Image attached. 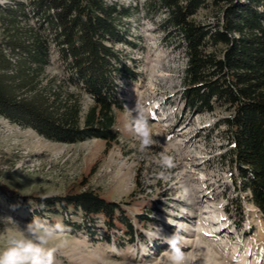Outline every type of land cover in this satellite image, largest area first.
Wrapping results in <instances>:
<instances>
[{
  "label": "rangeland",
  "instance_id": "374dc122",
  "mask_svg": "<svg viewBox=\"0 0 264 264\" xmlns=\"http://www.w3.org/2000/svg\"><path fill=\"white\" fill-rule=\"evenodd\" d=\"M106 1L125 11L117 23L123 39L113 48L133 72V76L115 77L124 103V110L115 114L117 141L107 145L89 138L60 143L0 114V217H11L23 227L33 219L19 203L30 204L28 196L92 189L122 203L142 238L131 241L123 229L107 230L102 216L96 217L91 235L84 227L89 222L79 211L61 216L45 210L42 217L52 224H64L68 218L79 225L66 226L50 245L56 249L55 264H169V246L163 237L173 234L179 246H188L183 252L187 264H264V217L250 193L235 187L237 170L227 158L231 146L222 120L232 109L223 106L196 114L184 106L179 94L186 61L184 42L164 21L166 11L159 0ZM20 2L28 0H0V44L9 23L5 19L3 24V10L15 9ZM219 16L220 7L207 0L192 18L213 24ZM17 20L20 30L37 26L31 14ZM67 77L66 65L53 52L40 75L41 85L53 78L62 98L68 92L80 94L84 113L93 99L69 84ZM136 104L145 109L155 141L144 151L129 128L127 109ZM162 154L172 158V167L159 165ZM203 195L197 206L189 204ZM223 226L226 229L218 234ZM13 228L0 223V250Z\"/></svg>",
  "mask_w": 264,
  "mask_h": 264
},
{
  "label": "trees",
  "instance_id": "16d2710c",
  "mask_svg": "<svg viewBox=\"0 0 264 264\" xmlns=\"http://www.w3.org/2000/svg\"><path fill=\"white\" fill-rule=\"evenodd\" d=\"M159 2L167 26L184 42L182 102L196 114L232 109L222 120L231 146L227 158L237 170L232 182L250 193L264 217V0H212L220 7L213 24L192 18L207 0ZM3 12V24L5 19L9 23L0 44V114L60 143L89 138L116 142L115 114L124 110V103L115 77L133 76L113 48L123 39L117 23L125 11L106 0H28ZM28 14L37 26L20 30L17 19ZM53 52L68 69L67 82L93 99L84 113L80 94L68 92L62 98L53 78L41 85L40 75ZM27 199L30 204L19 203L30 218L42 217L45 210L61 216L79 211L91 235L96 217L102 216L107 230L123 229L131 241L142 238L122 203L92 189ZM63 223L79 227L68 218Z\"/></svg>",
  "mask_w": 264,
  "mask_h": 264
},
{
  "label": "clouds",
  "instance_id": "9594fccd",
  "mask_svg": "<svg viewBox=\"0 0 264 264\" xmlns=\"http://www.w3.org/2000/svg\"><path fill=\"white\" fill-rule=\"evenodd\" d=\"M121 2L127 3L129 0H121ZM127 111L131 116L129 128L138 135L140 150L144 151L155 143L147 123L145 109L136 104L134 109H127ZM158 163L162 168L173 166L172 158L165 154L161 155ZM0 223L5 225L10 223L14 226L12 234L7 236L6 247L0 250V264H55L56 249L50 245L60 233L66 230L64 224H52L39 216H34L32 221L23 227L7 216L0 217ZM163 242L169 246V264H187L176 234L163 237Z\"/></svg>",
  "mask_w": 264,
  "mask_h": 264
},
{
  "label": "bare ground",
  "instance_id": "6f19581e",
  "mask_svg": "<svg viewBox=\"0 0 264 264\" xmlns=\"http://www.w3.org/2000/svg\"><path fill=\"white\" fill-rule=\"evenodd\" d=\"M203 198H204V195L201 196L200 200H198V201H196V202L194 201V203H191V202H190L189 204H190V205H193V206H194V205L197 206V204H199V203L203 200ZM194 208H195V207H194ZM184 214H185V213L182 212V213L180 214V216H183ZM225 229H226V227L223 226L222 230H221L218 234L222 233ZM180 247H181V250H182L183 252H186V251L188 250V249H187L188 246L180 245Z\"/></svg>",
  "mask_w": 264,
  "mask_h": 264
}]
</instances>
